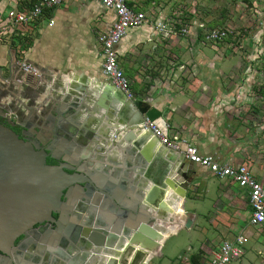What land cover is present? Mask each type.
<instances>
[{
	"label": "water",
	"instance_id": "1",
	"mask_svg": "<svg viewBox=\"0 0 264 264\" xmlns=\"http://www.w3.org/2000/svg\"><path fill=\"white\" fill-rule=\"evenodd\" d=\"M111 92L106 102L74 79L32 92L24 85L0 91V117H15V124L26 120L34 134L60 141L63 154L62 165L49 166L44 158L51 147L37 152L38 145L0 125V264L148 262L164 241L165 223L183 215V188L190 180L180 168L187 165L188 172L191 166L183 159L159 170L148 162L139 145L154 138L144 124L156 121L159 112L106 86L105 93ZM42 223L48 228L35 234L38 248L27 249L33 241L28 234ZM190 224L187 219L184 227Z\"/></svg>",
	"mask_w": 264,
	"mask_h": 264
},
{
	"label": "crops",
	"instance_id": "2",
	"mask_svg": "<svg viewBox=\"0 0 264 264\" xmlns=\"http://www.w3.org/2000/svg\"><path fill=\"white\" fill-rule=\"evenodd\" d=\"M126 2L130 3L128 0ZM29 5V0H0V23H6V15L9 11H20ZM47 17L54 20L52 27H48V20L45 18L39 23L13 27L9 36H0V46L7 49L8 55L3 71L0 66V76L10 79L6 83L0 77V85L4 84L5 86L0 87V91H6L10 86L17 87L19 91L20 86L24 85L32 92L44 84L50 86L53 81H58V79L59 81L63 79L66 82L74 79L78 85L85 83L88 89L99 91L106 102H110L112 92L109 95L106 94V86L118 90L106 80L103 74V78L100 76L101 68L99 67L102 62L99 61L102 58V53L99 39L105 36L111 27L114 21L113 12L106 10L96 1H69L49 11ZM152 21L148 20L142 27L129 30L131 34L128 33L126 36V33L116 47L122 67L134 80V86L131 90L134 95L133 101L141 102L143 108L149 107L159 112L155 122L161 129L167 128L169 133L177 132L180 137L194 145L201 154L213 155L222 163L233 166H246L258 181L264 183V165L259 163L260 155L253 152L249 140H240V135L235 130L238 125H244V123H238L244 118L241 117L242 110L239 109H248V101L243 105L242 102L236 101L232 93L220 89L219 78L214 82L217 89L209 87L212 83L209 82V75L213 76L214 72L212 70L209 72L208 68L214 64L219 65L218 60L210 61L204 49L199 50L195 56H191L187 52V35H181L179 32L181 29L176 32L174 24L166 22L163 23V31H159L155 25L162 21ZM28 40V45L31 42L34 44H30L27 52H23L24 56H19L20 42ZM62 54H66L68 62L72 64L70 72L63 73L49 66L53 59ZM148 54H152L151 59ZM14 55L15 58L18 56L24 62H30L29 64L40 71V75H23L14 63ZM224 64L221 60V68L224 67ZM218 74L223 77L225 72L219 69ZM235 75L237 80L245 78V75L241 76L238 71ZM231 121H236V123ZM152 146L153 148H151ZM126 147L123 150L128 152ZM139 147L142 151L145 150V154L149 158L147 161L152 162L159 170L165 169L166 166H174L175 162L180 164L179 160H183L180 152L166 149L155 138L142 141ZM112 148L110 145L107 149L108 153ZM116 151L121 154L120 149ZM118 154H114V156L117 155L119 158ZM184 163L189 164L185 160ZM189 165L191 170L188 172L187 165H182L180 169L184 168L186 176L194 175L196 185L191 192L187 190V187L183 188L185 190L184 200H181L183 215L179 213L177 218L174 217V222L165 223V239L159 249L150 253L151 258L160 255L161 248L169 236L178 234L182 229L189 230L198 227L196 225L199 218L204 217L199 213V205L193 200L195 198L201 200V197H197L198 193H202L204 198L213 186L200 183L197 179L203 174L212 176L198 166ZM174 184L179 186L177 182ZM231 185L233 184L219 185L217 190L222 195H229L228 206L237 215H239L238 212L246 209L248 223L250 208L247 193L246 191L243 193L246 204L235 203L241 192L232 190ZM171 202L176 203V200L171 199ZM169 208L172 209L170 206ZM218 214L219 216L223 215L222 211H218ZM187 219L191 220L189 228L184 227ZM94 222L92 224H95ZM225 230L228 231L226 227L222 226L216 231L219 236L218 240L206 243V245L203 244L199 249L210 254L223 242L231 241L237 236H229ZM261 230L264 233V228ZM246 236L249 240V235ZM193 254L184 258L188 264H191L190 258ZM71 259H76V256H71ZM184 260L179 264L185 263ZM204 260L203 257L201 261ZM65 263H67L66 260Z\"/></svg>",
	"mask_w": 264,
	"mask_h": 264
},
{
	"label": "rangeland",
	"instance_id": "3",
	"mask_svg": "<svg viewBox=\"0 0 264 264\" xmlns=\"http://www.w3.org/2000/svg\"><path fill=\"white\" fill-rule=\"evenodd\" d=\"M128 1H130L131 8L147 13L149 21L161 20V23H173L176 32L187 27L188 33L185 34L187 35V52L191 56H195L199 50L204 49L210 61L218 60L219 65L212 62L214 65L208 68L209 72L211 70L214 72L213 76L209 75L210 78L213 77L211 81L209 78V82H212L209 87L215 89L214 82L219 78L220 89L232 93L236 101L242 102L243 105L248 101V109H239L242 110L240 115L244 117L242 119L244 121L239 120L238 123H244V125H238L235 130L240 135V140H249L253 152L260 155L259 163L264 165V0ZM79 24H82V22H79ZM199 25H203V27L198 28ZM210 29H222L226 32V36L218 42L203 40V33ZM130 32L127 31L126 36ZM28 43L29 40L20 42L19 56H24L23 52H27L28 47L34 44L31 42V45H28ZM148 56L150 59L152 58V54H148ZM7 59V49L0 46L2 71L5 68ZM67 59L66 54L58 55L51 61L49 66L63 73L70 72L72 64ZM221 60L225 63L223 68L220 65ZM117 61L132 90L134 86L133 78H130L122 67L120 58ZM140 61L142 60L140 59ZM99 62L103 64V57L100 58ZM102 64L99 67L101 68V78L104 76H102ZM219 69L225 72L223 77L218 74ZM237 71L241 76L245 75V78L237 80L235 75ZM245 119L247 120L245 121ZM231 122L236 123V121ZM189 180L187 190L191 192L196 185V178L190 174ZM197 181L213 186L204 198L202 193H198L197 197H201V200L197 198L193 200L199 205V213L204 215V217L199 218L196 225L198 227L189 230L182 229L178 234L169 236L165 240L159 256H153L148 262L140 264H179L196 250L195 254L191 256L190 262L194 257H199L198 259L204 257L206 259L209 253L206 254L199 248L203 244L217 241L219 236L216 231L222 226L228 229L225 232L229 236L243 233V235L248 234L250 237L243 258L230 264H264V233H262V228L255 229L248 226L246 209L238 212L239 215H237L228 206L229 195H222L217 190L219 185L229 184V180H220L203 174L199 176ZM231 189L235 192H241L235 203L246 204L243 198L245 190L238 188L235 184L231 185ZM218 211H222L223 215L219 216ZM207 246L209 247V245ZM185 263L188 264V261H185Z\"/></svg>",
	"mask_w": 264,
	"mask_h": 264
},
{
	"label": "built area",
	"instance_id": "4",
	"mask_svg": "<svg viewBox=\"0 0 264 264\" xmlns=\"http://www.w3.org/2000/svg\"><path fill=\"white\" fill-rule=\"evenodd\" d=\"M69 1H96L106 10L114 14V21L105 36L99 39L101 45L103 64L102 73L124 97L133 100L129 81L118 66V54L116 47L127 31L142 27L148 22V16L143 11H137L127 5L126 0H35L23 10H11L6 15V23H0V36H9L12 28L42 22L48 20V27L54 25V20L47 17L49 11ZM199 25L198 28H202ZM155 28L163 31V23H156ZM181 35L188 33L186 28L179 30ZM226 32L222 29H210L203 33V40L218 42L224 39ZM14 63L23 75L39 76L40 71L33 65L24 62L18 56ZM17 80V79H16ZM18 81H20L18 79ZM144 128L152 133L155 139L166 149L180 152L183 159L191 164L206 170L212 177L229 180L238 188L244 189L248 197L250 216L248 226L264 228V183L258 181L251 171L244 165L233 166L222 163L213 155L201 154L199 150L179 136L177 132L169 133L167 128L161 129L155 121L146 122ZM249 242L248 237L238 234L231 241L223 242L217 249L213 250L204 264H230L240 261L245 253V247Z\"/></svg>",
	"mask_w": 264,
	"mask_h": 264
},
{
	"label": "flooded vegetation",
	"instance_id": "5",
	"mask_svg": "<svg viewBox=\"0 0 264 264\" xmlns=\"http://www.w3.org/2000/svg\"><path fill=\"white\" fill-rule=\"evenodd\" d=\"M16 123V118L15 117H6V118H1L0 117V125L10 129L20 140H23L25 143L30 144L31 146H36L38 145V150L37 152H43V150L46 147H51L52 150L46 152V157L45 159V163L49 166H59L62 165V156L63 154L57 150V148L59 147V143H61L60 141H54V139L51 137L49 138V140H47L46 136H39L33 133V130L31 129V127H29V123L26 120H21V122L19 124H21L22 126H27L28 125V129L24 130L18 123ZM52 141L53 144H50L49 141ZM47 141V142H46ZM44 142L46 143L45 145H42L41 143ZM72 173V172H70ZM62 200H65V197H62ZM52 217L57 219V215L56 214H52ZM54 227V226H53ZM48 228V225L46 223H42V224H37L33 227V232L29 233L28 236L31 237V239L33 240L31 245H28L27 249L34 247L35 249H37V245H39V240L35 239L34 236L35 234H38V236H42L45 232L46 229ZM55 228V227H54ZM66 229V228H64ZM22 240V237L18 238L15 242V246L19 243V241ZM34 249V250H35ZM16 256L17 259L21 258L23 259L24 254L22 256V253H20L19 251L16 252Z\"/></svg>",
	"mask_w": 264,
	"mask_h": 264
},
{
	"label": "trees",
	"instance_id": "6",
	"mask_svg": "<svg viewBox=\"0 0 264 264\" xmlns=\"http://www.w3.org/2000/svg\"><path fill=\"white\" fill-rule=\"evenodd\" d=\"M34 1L35 0H29V3H30V5L32 4V3H34ZM127 5L130 7V4L129 3H127ZM199 257H194V258H192V262H191V264H204V261L202 262L201 260H202V258L203 257H201L200 259H198ZM191 259V258H190Z\"/></svg>",
	"mask_w": 264,
	"mask_h": 264
},
{
	"label": "bare ground",
	"instance_id": "7",
	"mask_svg": "<svg viewBox=\"0 0 264 264\" xmlns=\"http://www.w3.org/2000/svg\"><path fill=\"white\" fill-rule=\"evenodd\" d=\"M164 236V235H163ZM164 239H165V237H164Z\"/></svg>",
	"mask_w": 264,
	"mask_h": 264
}]
</instances>
